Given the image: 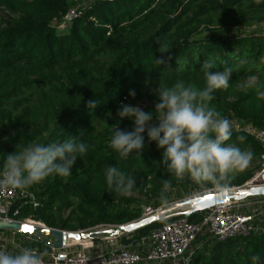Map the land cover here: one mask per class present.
<instances>
[{
    "label": "trees",
    "instance_id": "trees-1",
    "mask_svg": "<svg viewBox=\"0 0 264 264\" xmlns=\"http://www.w3.org/2000/svg\"><path fill=\"white\" fill-rule=\"evenodd\" d=\"M0 168L17 144L58 143L71 137L89 145L68 177L52 175L26 189L39 206H25L16 219L31 218L51 228L79 231L99 224L123 225L140 216L141 204H161L164 180L169 191L186 196L201 186L185 176L177 181L161 166L163 149L144 135L141 157L121 159L111 146L113 125L131 131L120 119L122 105L139 104L155 113V89L179 80L203 89L201 67L234 69L227 90L214 93L210 106L222 116L264 128V100L241 87L249 75L264 85V36L239 30L264 24V3L254 0H0ZM73 12L70 20L65 17ZM66 22L64 30L59 24ZM160 45L169 52L161 54ZM163 55L167 63L158 65ZM130 91L135 96H130ZM97 106L88 108V101ZM158 123L155 118L151 122ZM245 139L240 141L238 137ZM251 151L249 166L235 175L230 188L248 180L260 167L262 147L251 135L232 131L226 146ZM118 166L136 179L130 196L108 188L105 169ZM191 186V187H190ZM203 212L187 216L192 223ZM261 230L221 240L198 236L184 264H264V213ZM152 224L123 237L126 245L152 229ZM128 237V238H127ZM42 246L40 241L33 245ZM259 256V259L254 257Z\"/></svg>",
    "mask_w": 264,
    "mask_h": 264
},
{
    "label": "clouds",
    "instance_id": "clouds-1",
    "mask_svg": "<svg viewBox=\"0 0 264 264\" xmlns=\"http://www.w3.org/2000/svg\"><path fill=\"white\" fill-rule=\"evenodd\" d=\"M260 5L264 0H254ZM161 54L169 52L166 45H160ZM163 55L156 58V63H167ZM215 63L206 59L201 67L205 77L203 89L186 85L179 80L171 87L159 85L154 91L158 97L155 103V113L145 112L138 106L124 104L117 111L120 119L129 118L133 122L131 131L121 130L113 125L110 141L111 148L121 159H126L134 153L141 157L144 147V133L150 141L157 143L158 149H163L161 166L177 181L188 176L201 186L211 185L218 193L230 191L231 181L235 175L244 171L253 159L251 151H242L238 147L226 146L232 136L231 121L222 116L210 102L214 99L216 90H227L234 69L226 67L213 70ZM255 90L256 96L264 100V85L258 75H249L241 86ZM130 96H135L130 91ZM95 100L88 101V108H95ZM158 122L151 123L153 119ZM240 141L245 138L238 137ZM15 150L6 154L0 168V191L9 188L21 191L43 182L52 175L68 177L78 158L83 157L89 145L81 142L79 136L71 137L58 143L17 144ZM106 183L109 189L120 196H130L136 185L134 176L122 171L118 166L109 165L105 169ZM170 180H164L160 192V201L167 206ZM253 195L264 194V188H255ZM46 253L38 252L29 247H19L15 254L0 250V264H45ZM259 259V256L254 257Z\"/></svg>",
    "mask_w": 264,
    "mask_h": 264
},
{
    "label": "built area",
    "instance_id": "built-area-1",
    "mask_svg": "<svg viewBox=\"0 0 264 264\" xmlns=\"http://www.w3.org/2000/svg\"><path fill=\"white\" fill-rule=\"evenodd\" d=\"M0 11L7 15L2 8ZM72 15L73 12H70L65 20H70ZM58 27L61 31L64 30L66 22H62ZM261 27L264 35V24ZM229 120L232 123V131H243L260 143L262 147L260 167L254 169L252 176L242 185L230 188L228 191L230 197L227 201L205 210L199 222L192 223L187 219V216L183 214L185 207L181 205V202L216 193L213 187L194 189L180 201L168 203L167 206L141 204L140 216L130 222L156 215L154 222L159 225L134 239L130 245L122 241V236L129 233L120 229L122 225L99 224L96 227L105 234L102 239L94 240L93 236L79 240L69 239L61 249L45 244L33 245L35 240L31 237L14 231L0 230V250L15 254L18 246L33 248L38 252L46 253L45 264H184L187 261L186 253L198 236L205 235L208 238L224 240L233 236H247L261 230L256 221L264 213V195L242 199H235L233 196L238 191L264 185V128L256 127L252 123L237 118ZM25 206L31 208L39 206L32 192L11 188L0 191V221H23L46 226L31 218L16 219ZM173 207L180 208L182 211L172 213ZM88 230L75 232H87Z\"/></svg>",
    "mask_w": 264,
    "mask_h": 264
},
{
    "label": "water",
    "instance_id": "water-1",
    "mask_svg": "<svg viewBox=\"0 0 264 264\" xmlns=\"http://www.w3.org/2000/svg\"><path fill=\"white\" fill-rule=\"evenodd\" d=\"M255 188H264V185L252 187L247 190L238 191L236 195H234L233 197L235 199H242L251 196H258L251 194L252 190ZM205 197H211V198L205 199ZM229 197L230 195L228 192H224V193L216 192V193H209L195 198L184 200L181 202V205L185 207L183 214L189 215L193 212L205 211L208 208L214 206L215 204H220L223 201H227ZM156 218H157L156 215L145 217L137 221L124 224L120 226V229L125 232H132L136 229L152 224L156 220ZM26 226L28 228H31L33 231L25 232L24 228ZM0 230L17 232L25 236L31 237L36 241H40L49 247L57 248V249L63 248L66 245L67 240L69 239L79 240V239L92 237V233L90 231L87 232L66 231L62 229L51 228L48 226H40L37 224H32L23 221H15V222L0 221ZM46 237H53V239L51 240L46 239Z\"/></svg>",
    "mask_w": 264,
    "mask_h": 264
},
{
    "label": "rangeland",
    "instance_id": "rangeland-1",
    "mask_svg": "<svg viewBox=\"0 0 264 264\" xmlns=\"http://www.w3.org/2000/svg\"><path fill=\"white\" fill-rule=\"evenodd\" d=\"M78 1L84 3V2H88L90 0H78ZM0 17L5 19V20H7L5 14H3L2 11H0ZM238 33L243 35V36L250 35V34H256L258 36H264L262 34V27L261 26H259V27L258 26H248V27L240 29ZM132 106H138L140 108L144 107L143 105H139V104H132ZM249 168L253 169L254 168V164H249ZM185 178H187V177H185ZM182 198H183V195L177 194L176 192H174V190H170L169 191V199H168L169 203L178 202ZM180 211H182V210L180 208H177V207H173V209H172V213H178ZM158 225H159V223H156V222L152 223L153 228L158 226ZM88 231H90L92 233V236L95 237L94 240L102 239L104 237V235H105L96 226L93 227V228H90ZM123 237H125V235L122 236V239H123ZM46 239H50L51 240V239H53V237H46Z\"/></svg>",
    "mask_w": 264,
    "mask_h": 264
},
{
    "label": "snow or ice",
    "instance_id": "snow-or-ice-1",
    "mask_svg": "<svg viewBox=\"0 0 264 264\" xmlns=\"http://www.w3.org/2000/svg\"><path fill=\"white\" fill-rule=\"evenodd\" d=\"M253 191H255V189H253ZM211 197H205V199H210ZM25 232H31L33 231L31 228H28L27 226L24 228Z\"/></svg>",
    "mask_w": 264,
    "mask_h": 264
}]
</instances>
